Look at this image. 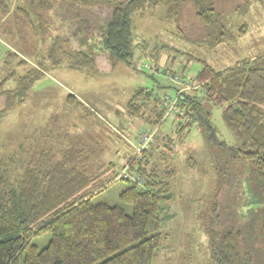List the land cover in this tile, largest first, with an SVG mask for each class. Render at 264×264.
I'll use <instances>...</instances> for the list:
<instances>
[{"label":"trees","instance_id":"16d2710c","mask_svg":"<svg viewBox=\"0 0 264 264\" xmlns=\"http://www.w3.org/2000/svg\"><path fill=\"white\" fill-rule=\"evenodd\" d=\"M11 1L0 0V22L9 13ZM35 1L15 9L47 45L42 54L35 51L32 66L17 49L8 47L3 63L10 69L0 80V116L21 103L28 87L47 73L49 64H59L60 57H67L69 67L78 69L91 64L95 69L98 62L111 64L115 60L131 64L133 15L146 7L169 4L171 14L190 1L206 35L216 31L221 39L226 34L225 27L215 26L214 0ZM55 17L72 29L66 33L67 29L55 27ZM87 23L94 25L90 31ZM20 31L9 29L16 37ZM102 53L105 62L97 58ZM194 77V91L183 90L177 102L183 111L175 116L179 131L189 130L197 122L205 137L212 138L208 105L223 107V118L238 139L235 146L228 147L227 157L253 164L264 186V53L220 71L203 62ZM143 91L135 90L127 103L129 112L137 116L147 101H152L155 112L145 120L147 127L156 128L165 110L159 108L161 99H152L149 90L147 97ZM141 94L143 101H136ZM67 101L84 105L74 94H69ZM44 132L39 129L38 142L24 153L0 156V264H153L168 237L164 205L173 196L176 168L170 164L163 169L145 148L130 164V170L143 177L142 186L118 177L112 164L89 173L79 166L82 154L74 147L43 145L50 136ZM165 147L164 156L173 155L170 144ZM117 179L128 182L119 196L123 204L131 206L130 211L122 204L93 202L97 193ZM214 213H209L205 226L212 264H264V206L244 219L230 220ZM45 232L51 237L40 248L33 239Z\"/></svg>","mask_w":264,"mask_h":264},{"label":"rangeland","instance_id":"374dc122","mask_svg":"<svg viewBox=\"0 0 264 264\" xmlns=\"http://www.w3.org/2000/svg\"><path fill=\"white\" fill-rule=\"evenodd\" d=\"M29 1L32 0H12L9 13L1 19L0 80L10 69L3 63L8 42L17 46L16 51L20 50L31 66L35 54H29L32 48L39 55L47 45L31 36V24L15 9ZM214 2L215 26L226 28L221 39L216 31L204 33L190 1L171 14L169 4L146 7L133 15L131 64L123 60L107 64L102 53L97 58L105 63L97 61L95 69L93 64L78 69L69 67L67 57H60L59 64H49L47 73L28 87L21 103L0 116V156L14 151L22 154L33 148L38 142L36 133L43 129L50 135L42 136L48 137L43 145H53L55 149L74 147L82 154L79 166L89 173L112 164L119 177L123 169L130 170V164L135 163L132 157H139L145 148L163 169L173 165L177 171L171 182L173 196L164 205V230L168 237L156 252L153 264H212L205 230L209 213L215 216L217 211L230 220L244 219L246 214L264 206V186L254 165L240 157H227L228 147L235 146L238 139L227 126L221 106L208 105L214 128L210 139L197 122L189 130L179 131V120L168 116L156 126L153 139L141 151L136 148L148 128L145 117L153 116L155 111L154 103L147 101L139 115L130 114L127 103L135 90L143 88L145 96L149 90L152 99H162L184 85L175 78L195 76L203 62L220 71L264 53V0ZM52 19L55 27L70 31L68 23ZM86 25L90 26L89 31L94 27ZM10 28L14 32L21 30L18 39L9 32ZM194 87L185 86L184 91ZM69 94L76 95L84 105L70 104ZM145 96L141 94L136 101H143ZM167 143L173 155L171 152L164 156ZM234 177L239 179L231 180ZM126 186V180L117 179L97 193L93 202L122 204L130 211L131 206L123 204L119 196ZM50 237L45 232L33 241L43 248ZM261 245L264 251V243Z\"/></svg>","mask_w":264,"mask_h":264},{"label":"built area","instance_id":"2783aa9c","mask_svg":"<svg viewBox=\"0 0 264 264\" xmlns=\"http://www.w3.org/2000/svg\"><path fill=\"white\" fill-rule=\"evenodd\" d=\"M180 84H184L182 87H179L178 91H176L175 94H166L162 99H161V104L162 108L165 110L164 113V118L163 121L165 120L166 117L171 116L175 117L176 114L181 113L183 114V111L179 108L178 106V100L181 92L188 87H193L194 84V75L189 76L186 79H182L180 77L175 78ZM188 82V83H187ZM185 120H188V117L185 118ZM156 133V128H151L148 127L142 132V137L140 140V143L136 148H138V151H141L143 147H145L154 137ZM139 153V152H138ZM126 169V168H125ZM120 177L126 178V179H131L139 184V186H142L144 184V179L142 176L138 175V173L130 171V170H124L121 171Z\"/></svg>","mask_w":264,"mask_h":264},{"label":"crops","instance_id":"0c3cea01","mask_svg":"<svg viewBox=\"0 0 264 264\" xmlns=\"http://www.w3.org/2000/svg\"><path fill=\"white\" fill-rule=\"evenodd\" d=\"M27 32H25V34H26ZM30 33H31V36H33V37H36V39H39V37H38V35L34 32V30L32 29V27H30ZM25 34H24V36H25ZM19 35V33L17 34V36ZM19 38V36L17 37V39ZM6 45H8L9 47H12V49H17V48H15V47H17V46H14V44H10L9 42H8V44H6ZM35 50H37V49H34V48H32V52H29V54H32L33 55V53L35 52ZM18 52L21 54V55H23L22 53H21V51L20 50H18ZM26 57V56H25Z\"/></svg>","mask_w":264,"mask_h":264}]
</instances>
